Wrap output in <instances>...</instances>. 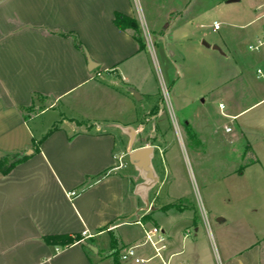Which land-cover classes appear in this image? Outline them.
Listing matches in <instances>:
<instances>
[{
    "label": "crops",
    "instance_id": "obj_1",
    "mask_svg": "<svg viewBox=\"0 0 264 264\" xmlns=\"http://www.w3.org/2000/svg\"><path fill=\"white\" fill-rule=\"evenodd\" d=\"M175 1L174 15L165 17L168 24L150 27L153 51L159 49L161 75L177 111L209 98L237 122L264 103V83L250 86L245 64L248 56L258 63L256 78L264 81V51L258 47L264 45V0H246L251 17L232 15L228 20L239 25V33L219 38L203 31L209 9L204 0ZM136 12L147 23L133 0H1L0 163L5 157L33 153L7 176L0 167V264H134L111 255V236L118 239L120 251L141 245L138 221L165 230L171 252L178 254L175 260L205 264L201 254L188 256L178 246L175 224L154 220L155 212L167 214L178 204L176 198H160L162 182L153 163L157 182L147 187L146 177H135L137 169L131 164L133 170L128 169L124 162L131 131L136 133L133 149L152 146L163 151L165 137L164 97L150 50L114 23L117 13L137 21ZM89 61L95 68L89 69ZM253 117L237 124L233 136L247 140L255 156L247 168L261 163L257 148L264 147V109ZM227 129L232 134L235 128ZM252 132L263 137L252 142ZM39 142L36 153L33 145ZM158 184L149 204L147 194ZM71 192L77 197L69 198ZM140 199L146 204L142 215ZM132 217L136 220L128 222ZM132 224L139 227L140 238L119 233ZM84 231L94 237L72 245L44 241ZM138 251L143 257L151 255L147 246ZM224 260L262 264L260 252L226 251Z\"/></svg>",
    "mask_w": 264,
    "mask_h": 264
},
{
    "label": "rangeland",
    "instance_id": "obj_2",
    "mask_svg": "<svg viewBox=\"0 0 264 264\" xmlns=\"http://www.w3.org/2000/svg\"><path fill=\"white\" fill-rule=\"evenodd\" d=\"M175 2L133 0L134 8L138 6L143 12L139 16L141 19L145 17L147 22L140 20L136 12L143 43L146 44L153 38L150 24L155 23L161 29L162 24L167 23L165 17L174 15L171 12L176 7ZM217 2L219 0H204V6L209 9L203 18V31L215 38L238 34L239 25L228 18L237 14L251 17L246 0H239L232 5ZM214 21L219 23V31L212 29ZM259 24L260 22L255 26ZM261 49L264 51V45ZM149 52L157 88L164 97L165 113L161 119L164 121L162 133L165 137L163 151L153 147L152 162L162 186L160 190V184L151 189L147 194L148 202H152L159 190L161 199L165 198L166 202H171L172 198H176L178 204V209L167 214L155 212L154 220L158 224H175L178 246L183 248L188 256L201 254L205 264H224L226 251L254 254L260 252L264 264V147L257 148L261 163L247 168L255 156L247 140L233 137L237 134V124L252 120L251 117L264 109V103L241 115L237 122L226 117L219 109V103H212L209 98L205 103L202 102L203 98H200L193 105L178 112L174 105L173 93L161 75L159 49L155 47L154 51ZM245 64L248 70L246 75L252 81L250 86H263L264 81L256 78L257 68H260L258 63L255 65L253 59L248 56L245 57ZM188 122L190 126L187 125ZM226 127L230 130L235 128L234 132L227 134ZM260 137L263 135L251 133L252 142L256 143ZM124 162L128 169L133 170L128 157H125ZM133 171L136 173L135 177L141 180V173L138 170ZM145 206L140 199L141 210L138 215L144 214ZM135 220L136 217H132L128 222ZM119 233H127L129 239L141 237L139 227L135 224L122 228ZM102 239L108 240V235H103Z\"/></svg>",
    "mask_w": 264,
    "mask_h": 264
},
{
    "label": "built area",
    "instance_id": "obj_3",
    "mask_svg": "<svg viewBox=\"0 0 264 264\" xmlns=\"http://www.w3.org/2000/svg\"><path fill=\"white\" fill-rule=\"evenodd\" d=\"M214 29L216 31L219 30L220 25L215 24ZM146 45L149 48V50H153V43L151 39L147 41ZM260 46H262V44H260L258 47ZM258 47H254V49H257ZM258 73L260 74L261 72L258 71ZM220 108L223 109V106L221 105ZM227 131H230V129H227ZM77 195L78 194L76 192H71L68 194L69 198L71 199L77 197ZM137 224H139L143 230V235H144L143 243H141V245L139 246L135 245L124 248L120 252L121 262L131 261L134 264H151L153 262H158L160 264H186L184 262L175 260V257H177L178 254L171 252L167 233L162 227L159 226L147 227L139 221L137 222ZM93 237L94 236L91 235L88 231H84L81 234V239L79 241H76V244L83 243L86 240L92 239ZM144 246L150 248L151 255L149 257H143L142 255L139 254L138 249Z\"/></svg>",
    "mask_w": 264,
    "mask_h": 264
},
{
    "label": "trees",
    "instance_id": "obj_4",
    "mask_svg": "<svg viewBox=\"0 0 264 264\" xmlns=\"http://www.w3.org/2000/svg\"><path fill=\"white\" fill-rule=\"evenodd\" d=\"M115 25L120 28L121 30L124 31H131L132 32V37L133 39L139 43L141 47H143V42L141 38V33H140V27L137 23V21L133 18L124 16L122 14H115V19H114ZM79 47H81L80 43H77ZM90 62V61H89ZM92 62V61H91ZM41 144L39 142L38 144H34V151L36 153L39 152L38 146ZM27 159V156H22L19 157L17 155L7 158L5 157L3 160H1L0 167H1V172L3 175L7 176L9 175L15 166ZM81 239V235L75 236V237H58V236H53V237H46L44 241L47 244H53V245H72L76 241H79ZM119 246V241L116 237L111 236V248H112V253L111 255L117 259V261H120V250L118 249Z\"/></svg>",
    "mask_w": 264,
    "mask_h": 264
},
{
    "label": "water",
    "instance_id": "obj_5",
    "mask_svg": "<svg viewBox=\"0 0 264 264\" xmlns=\"http://www.w3.org/2000/svg\"><path fill=\"white\" fill-rule=\"evenodd\" d=\"M237 2V0H230L229 3ZM95 64L91 61L89 62V69L95 68ZM135 99L140 100L141 97L137 93H133ZM135 131H131L130 145L128 149L129 162L135 167L142 175L146 177L147 187H152L156 182L157 178L154 174L152 167V158L154 156V148L152 146H147L144 148L133 149V143L135 140ZM33 151H28L26 155H31ZM140 187V186H139Z\"/></svg>",
    "mask_w": 264,
    "mask_h": 264
}]
</instances>
